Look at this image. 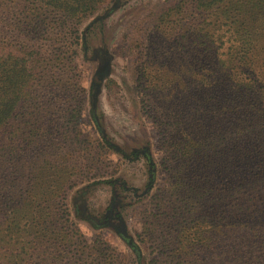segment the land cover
Wrapping results in <instances>:
<instances>
[{"label":"rangeland","instance_id":"rangeland-1","mask_svg":"<svg viewBox=\"0 0 264 264\" xmlns=\"http://www.w3.org/2000/svg\"><path fill=\"white\" fill-rule=\"evenodd\" d=\"M69 6H74L72 0H0V59L11 54L18 64L29 61V53H38L42 63L28 94L33 105L27 122L19 118L12 128L20 127L15 145L20 155L26 150L22 130L26 127L31 135L28 155L19 160V171L25 173L26 166L32 177L31 194L19 192L15 203L20 208L14 211L15 217L20 213V226L34 234L33 264H96L104 258L106 264H138L120 230L140 246L142 264H152L160 253L148 238L155 230L194 241L192 255L185 257L191 264L224 262L221 248L226 240H242L240 231H229L225 220L232 216L227 212L233 211L232 203H227L240 176L230 178L217 199L202 207L178 208L170 196L168 206L159 209L156 199L171 182L164 147L173 141L176 113H184L194 93V47L211 45L197 36L209 18L195 13L194 0H95L93 10L81 18L70 16L79 11ZM219 33L213 45H227L226 32ZM107 64L109 74L94 106L100 132L89 113L91 80ZM7 135L2 142H8ZM145 150L154 164L150 186ZM22 179L16 176V182ZM166 190L174 191L172 186ZM42 208H59L62 222L75 235L62 239L55 230L59 241L52 240V233L39 237L34 213ZM198 222V227L182 229ZM215 241L221 246L219 254ZM86 245L102 248V253L85 261Z\"/></svg>","mask_w":264,"mask_h":264},{"label":"trees","instance_id":"trees-1","mask_svg":"<svg viewBox=\"0 0 264 264\" xmlns=\"http://www.w3.org/2000/svg\"><path fill=\"white\" fill-rule=\"evenodd\" d=\"M194 1L195 13L204 20L209 18L204 26H199L197 36L204 37L205 42L209 40L211 45L194 47L191 87L194 93L189 102H185L188 105L184 113L182 110L176 113L179 122L173 127V141L164 147L167 155L163 160L171 182L160 190L159 197L156 196L157 206L166 208L170 196H174L178 208L186 209L196 204L202 207L204 203L217 199L230 178L240 176L232 184L235 191L227 203L228 206L232 203L233 211H227L232 216L225 220L229 231H240L238 235L242 240L227 239L222 248L215 241L216 254L223 250L221 253L225 259L216 264H264V0ZM49 2L53 4L54 1ZM72 3L74 6H69V10L79 11L71 13L72 17L79 15L81 18L95 6V0H72ZM63 10L69 13L66 7ZM221 30L226 32L227 45H213ZM222 47L224 51H220ZM35 54L29 53V61L18 64L11 61V54L0 59V264L34 263L30 243L34 234L30 228L20 226L17 221L20 213L15 217L14 211L20 208L15 203L19 192L23 196L31 194L32 177L28 168L24 167L25 173L19 171V160L22 154L28 155L31 147V135L26 127L22 130L21 145L26 150L20 155L15 147L20 141V127L17 131L13 129L20 120L27 122L26 114L33 105L28 94L34 85V76L42 68L41 56ZM92 90L91 85V97ZM94 110L91 102V119L102 132ZM163 126V131L169 134L168 126ZM5 134H8L6 143L2 142ZM143 157L149 166L150 186L155 178L154 164L148 150L143 152ZM19 174L23 179L18 183L16 176ZM168 186L174 191H167ZM235 194H238L236 198ZM34 215L39 237H47L55 230L54 234L58 236L60 232L62 239L75 235L71 230L73 227L62 222L59 208L56 211L42 208ZM3 216H6L5 226ZM159 217L155 216L154 220L160 221ZM161 219L165 220L164 216ZM200 222L182 229L198 227ZM154 224L164 226L163 222ZM118 234L134 253L136 262L142 264L140 246L128 234ZM57 236L52 240L59 241ZM148 238L159 246L160 251L152 264H191L185 257L192 255L194 241H188L186 237H170L162 230L150 232ZM209 238L215 236L210 233ZM85 248V261L89 257L96 258L97 251L102 253V248L93 250L87 245ZM40 251L43 250L40 248ZM96 264H106V259Z\"/></svg>","mask_w":264,"mask_h":264},{"label":"water","instance_id":"water-1","mask_svg":"<svg viewBox=\"0 0 264 264\" xmlns=\"http://www.w3.org/2000/svg\"><path fill=\"white\" fill-rule=\"evenodd\" d=\"M109 74V66L108 64L103 66L101 69L95 71L94 76L91 80V85H92V97H91V102L95 106L96 100H97V95L100 90L101 82L102 80ZM122 235H125L126 232L124 230L119 231Z\"/></svg>","mask_w":264,"mask_h":264}]
</instances>
